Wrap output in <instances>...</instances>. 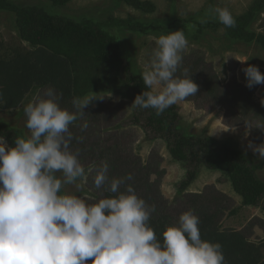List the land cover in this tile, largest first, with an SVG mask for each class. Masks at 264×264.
Segmentation results:
<instances>
[{
  "label": "rangeland",
  "instance_id": "rangeland-1",
  "mask_svg": "<svg viewBox=\"0 0 264 264\" xmlns=\"http://www.w3.org/2000/svg\"><path fill=\"white\" fill-rule=\"evenodd\" d=\"M141 1L152 3L154 12L144 14L117 0H70L64 7H53L49 0H0V4L8 3L17 8L36 7L50 16L75 23L95 24L101 33L116 43L123 65L128 69L126 72L121 68L117 78L104 65L96 66L90 59L76 64L74 71L80 73V80L73 86V98L64 104L59 102L60 106L74 112L73 99L96 98L84 109V115L70 126L74 137L70 149L82 153L78 152V158L86 169L85 178L79 181L83 188L77 192L74 186L67 185L64 190L76 193L89 203L97 202L105 188L94 186L95 169L108 160V165L115 167V173H110V176L132 175L133 179L126 183L134 188L138 197L155 207L151 214L167 216L171 225L177 224L179 216L186 211L197 216L190 210L189 200L200 194L198 196L203 197L200 202L214 200L213 208L224 207L222 216L218 218L219 230L244 231L250 243L264 246L263 209L243 206L224 174L201 166L183 197L178 196L177 187L185 180L186 170L171 158L163 140L133 124L136 115L135 107L131 106L133 101L126 99L119 89L126 75L142 79L143 72L150 70L160 36L183 30L188 45L181 53L183 59L178 70L191 66L197 60L203 61L205 71L196 70L195 76L199 75L202 80L207 73L212 74L220 88L205 89L203 93L198 89L197 94L174 104L181 128L186 136L211 138L219 144L227 143L238 149L254 167L256 176L264 182V159H259V154L249 147L250 144L264 143V84L248 88L242 71L248 65H255L264 73V47L253 39L246 41L230 37L214 13L217 7L227 8L236 21L249 10L254 0ZM202 20L206 22L202 23ZM241 32L245 37L264 36V10L256 13ZM0 43L2 60L10 58L15 50L31 49L20 37L15 14L1 9ZM178 70L176 75L182 77ZM90 84L94 86L91 88L104 89L89 93L87 90L81 93L78 89ZM48 89L50 87L35 88L17 109L0 110V122L21 132L24 137L28 136L24 108L46 98ZM85 123L87 128L81 130ZM99 144L109 151L105 153V160L94 161L89 157L98 150ZM124 190L122 185L121 191ZM195 209H200V205L197 204Z\"/></svg>",
  "mask_w": 264,
  "mask_h": 264
},
{
  "label": "clouds",
  "instance_id": "clouds-1",
  "mask_svg": "<svg viewBox=\"0 0 264 264\" xmlns=\"http://www.w3.org/2000/svg\"><path fill=\"white\" fill-rule=\"evenodd\" d=\"M214 13L225 27L235 26L227 8ZM156 44L150 70L142 74L151 90L137 95L131 106L160 115L197 94L199 86L188 69L176 75L188 45L183 30L160 36ZM242 71L248 88L264 84L257 66ZM61 95L50 88L46 98L26 105L28 136L17 137L14 145L0 137V264H225L222 245L201 239L199 217L192 211L168 226L161 242L148 224L155 207L126 183L131 174L110 178L107 162L95 169L93 183L113 195L89 203L64 190L67 185L77 192L83 188L79 181L86 169L70 149V126L96 97L73 99V112L60 106ZM249 147L264 159V143Z\"/></svg>",
  "mask_w": 264,
  "mask_h": 264
},
{
  "label": "trees",
  "instance_id": "trees-1",
  "mask_svg": "<svg viewBox=\"0 0 264 264\" xmlns=\"http://www.w3.org/2000/svg\"><path fill=\"white\" fill-rule=\"evenodd\" d=\"M117 1L144 14H151L155 10L154 5L147 1ZM49 2L53 7H64L70 0H49ZM0 9L15 14L20 37L31 47L29 50H15L10 58L0 59V110L17 109L35 88L50 87L57 94H62L58 102L63 104L68 102L73 98L75 89L73 86L80 80V73L74 71L80 60L86 62L90 59L96 66L104 65L117 78L121 68L128 72L120 58L116 43L101 33L95 24L75 23L64 18L53 17L36 7L17 8L8 3H1ZM263 10L264 0H254L249 10L236 19L234 27H225L226 33L232 38L256 40L264 47L263 35L245 37L241 32L254 19V15ZM199 61L193 62L189 67H182L178 73L183 76L184 69H188L191 79L201 86L198 88L201 93L205 89L220 88L216 77L212 74L207 73L202 80L199 75L195 76L196 70L205 71L203 61ZM122 85L119 89L125 94L126 99L132 101L143 91L151 90L145 86L143 79L129 74L126 75ZM91 87L94 86L90 84L78 89L81 93L83 90L89 93L104 89ZM208 94L213 95L212 92ZM135 109L133 124L153 137L163 140L171 158L182 164L186 170L185 180L177 187L180 198L197 177L198 169L204 166L228 178L233 192L241 198L243 206H259L264 213V182L256 176L254 167L242 152L227 143L219 144L211 138L186 136L179 124L175 105L170 106L160 115H156L155 110L151 108L135 107ZM0 137H4L10 145H14L16 138L24 137V135L0 122ZM107 151L109 149H104L99 144L98 150L89 158L94 161L97 159L103 161ZM104 162L108 163V160ZM113 167L114 165L109 166L110 178L112 177L110 173H113L115 169ZM109 195L113 194L105 190L100 197ZM198 195L200 194L194 195L189 203L190 210L198 214L201 239L222 245L225 264H264V246L250 243L244 231L219 230L218 218L222 216L224 207L213 208L214 200L204 199L200 202L199 199L203 197ZM224 199L227 201L225 196ZM197 204L200 205V209H195ZM148 224L155 230L157 238L163 242L162 233L171 225L168 217L151 214Z\"/></svg>",
  "mask_w": 264,
  "mask_h": 264
}]
</instances>
